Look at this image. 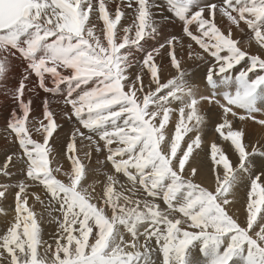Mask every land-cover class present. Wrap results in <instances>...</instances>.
Returning <instances> with one entry per match:
<instances>
[{
  "label": "snow or ice",
  "instance_id": "obj_1",
  "mask_svg": "<svg viewBox=\"0 0 264 264\" xmlns=\"http://www.w3.org/2000/svg\"><path fill=\"white\" fill-rule=\"evenodd\" d=\"M175 24L181 35L166 34ZM186 62L207 66L204 91ZM0 89L14 149L0 177H21L0 182V201L15 189L11 217L0 205V264H188L197 244L207 264H264V0H0ZM53 103L76 125L68 169ZM205 104L237 164L215 142L197 161ZM249 125L261 130L250 150Z\"/></svg>",
  "mask_w": 264,
  "mask_h": 264
},
{
  "label": "bare ground",
  "instance_id": "obj_2",
  "mask_svg": "<svg viewBox=\"0 0 264 264\" xmlns=\"http://www.w3.org/2000/svg\"><path fill=\"white\" fill-rule=\"evenodd\" d=\"M124 23H126L124 21ZM223 23L221 24V27L223 28ZM180 25L179 24H175V25H169L167 27V29H165L166 34L167 33H171L173 35L175 34H179L180 33ZM247 30V29H246ZM236 37H238L239 35L241 36V33L236 32L235 33ZM156 41L155 40H151L148 43H145L144 47L146 49H151L153 46L156 45ZM251 52L255 53L257 51V47L255 45V43L253 42L252 46L249 49ZM142 55V54H141ZM166 61V58H165ZM190 62H186L183 66L187 65ZM190 66V65H189ZM188 66V67H189ZM197 66V65H196ZM203 66V65H202ZM201 67V65H200ZM204 67V66H203ZM200 69V68H199ZM202 70H204V68H201ZM136 68H133L132 71L134 73H136ZM206 70V69H205ZM165 71L169 72L171 71L168 68H165ZM164 71V72H165ZM134 73H132L133 75H135ZM165 74V73H164ZM202 75L201 72H198L196 75L193 76L194 78V82L199 84L201 86V91H204L203 89V83L200 80V76ZM166 76V74H165ZM168 76V75H167ZM167 78V77H166ZM10 86H14V85H10ZM209 91V90H208ZM207 91V92H208ZM37 92L39 93V95H35V94H29L32 96L33 99V111H32V116L36 117V118H40L42 117V108H41V104H42V99L47 95L45 93H43L42 91H40L39 89H37ZM206 94V92L204 93ZM207 95V94H206ZM51 98V97H50ZM56 100L61 99V97H55ZM0 103H4L5 105L3 106V111L0 110V161H2L4 159V151L6 150H14L12 148L11 145H8L5 141V136H6V127H7V118H8V113L9 111L12 109L13 107V103L12 100L10 99L9 96L4 95L3 89H0ZM264 103V102H262ZM52 109L56 111L60 110L61 112V105L57 104V103H53L51 105ZM4 110H6L4 112ZM204 112H206L209 116V123L207 125V127L205 128L203 134H202V149L198 150L201 152V155L199 157H197V161H202L205 158V153L207 152L206 149L208 148V143H205V140L209 141L212 137H213V129H214V123L217 122V120L219 119L217 116V112H214L207 104L204 105ZM55 112V111H54ZM59 112V111H58ZM57 114V113H56ZM212 115L216 116V121L212 122L210 119L213 117ZM212 116V117H211ZM58 117V115H57ZM215 118V117H214ZM58 122L60 124L62 123H68L63 119H58ZM63 125V129L60 131L59 137H56L53 141V146L57 149L58 152H61V156H60V160L61 163L63 165L64 169H68L69 168V161H67L66 159H64L63 154H62V147H63V143L65 142V140L67 139V133L71 128H74L76 125L75 124H71L69 126H67L66 124H62ZM236 126V125H235ZM238 126V125H237ZM236 126V127H237ZM209 130V131H208ZM261 132V131H260ZM258 133V132H256ZM251 134V133H250ZM260 134V133H259ZM55 135V134H54ZM257 139V138H255ZM254 141V140H253ZM249 143V141H248ZM62 144V146L60 145ZM251 146V145H250ZM222 148V150H224L226 152V154L229 156V158L232 160L233 164H237L238 163V159L237 157L233 154V150L229 147L226 146L224 147V144L220 146ZM208 153V152H207ZM261 159H264V157H262ZM92 166L95 167L96 166V161L95 158H93L92 162H91ZM13 171L15 172V169H13ZM21 177L19 175H14L12 177L11 180H6L5 178L0 177V182H7V183H14L12 182V180H18ZM58 178L60 179H65V177L60 174L58 175ZM200 181L204 184V186L206 187H212L213 186V180L210 177V175H208L207 173V161H205V170L204 172L201 174V177L199 178ZM34 191H36L38 194L43 195V193L40 191V189L36 188L34 189ZM14 192L15 189H12L10 194L8 195L9 200L7 199L6 202L1 201L0 205H5V207H7L12 201H14ZM239 195H241L242 200H244L243 205L239 204ZM245 199H246V189L244 188H240L237 192V203L239 205H242V208L240 209V211H238V215H239V222L241 224H243L245 222V217H246V210H245ZM31 203V200H30ZM162 203V202H161ZM234 204V208L236 207ZM9 208H12V205L9 206ZM238 209V207H236ZM36 209L37 211L40 210V205L37 204L36 205ZM6 217L3 215H0V231H2L5 227V223H6ZM55 225H49L48 223H44L43 224V233H44V239L48 240L49 239V232L54 230ZM188 264H207V258L206 256L201 252L200 250V246L199 244H197L194 248H192L190 250V255H189V259H188ZM233 264H240L239 261H234Z\"/></svg>",
  "mask_w": 264,
  "mask_h": 264
},
{
  "label": "rangeland",
  "instance_id": "obj_3",
  "mask_svg": "<svg viewBox=\"0 0 264 264\" xmlns=\"http://www.w3.org/2000/svg\"><path fill=\"white\" fill-rule=\"evenodd\" d=\"M166 15H168L167 13H165ZM126 23H128L129 21H125ZM222 24V23H221ZM221 26V25H220ZM167 29V28H166ZM247 31V30H246ZM175 35H177V36H180L181 35V30H180V33L179 34H175ZM237 38H240V39H244V36H242V34H241V36L239 35ZM187 41H185V43H186ZM253 53V52H252ZM190 65V66H189ZM197 65V66H196ZM200 65H201V67H200ZM203 64H200L199 62H197V63H193V62H190V63H188L187 65H185L184 67L190 72V73H192V79L194 80V78H193V76L194 75H196L198 72H201L202 74L204 73V71H205V69H206V65H203ZM189 66V67H188ZM200 68V69H199ZM201 68H204V70H202ZM137 71V70H136ZM131 72L132 73H134L132 70H131ZM165 74H166V76H165V74H164V76L165 77H168L167 75H169V72H167V71H165L164 72ZM135 74V73H134ZM173 74H174V72H173ZM206 94H210V90L208 91V92H206ZM262 103V102H261ZM5 104L4 103H0V110L1 111H3V106H4ZM214 112H217V116H218V112H219V109L218 108H216V107H210ZM6 110H4V112H5ZM53 111H55L56 113H57V115H58V119L60 118V110H58V111H56V109L55 110H53ZM213 116V117H212ZM211 117V121L212 122H215L216 121V116H214V115H212ZM215 117V118H214ZM218 118H219V116H218ZM219 120V119H218ZM217 120V121H218ZM62 124H66L67 126H69V125H71V124H69V123H62ZM239 127V123L237 122L236 124H234V127ZM209 131V130H208ZM261 130L259 129V128H257V127H255L254 125H249V128H248V132H249V135H248V138H247V143H248V141H249V143H248V145H249V150L251 149V146L256 142V140H258V139H260L261 138V132H260ZM256 132H258V133H256ZM251 133V134H250ZM260 133V134H259ZM68 138V137H67ZM255 138H257V139H255ZM254 140V141H253ZM213 142H215L217 145H219V146H221V145H223L224 144V147H226V146H229L230 147V142H225V141H222L221 139H219L218 138V134L217 133H215L214 132V129H213V137L209 140V141H207V140H205V143L207 144L208 143V148L206 149V151L207 152H209L210 151V144L211 143H213ZM262 143H264V140H262L261 141ZM203 143V142H202ZM61 146H62V144H60ZM251 145V146H250ZM206 152V153H207ZM1 155V154H0ZM205 156V155H204ZM12 182H15V180H12ZM8 200H9V198H8ZM244 202V200H242V197H241V195H239V204H242L243 205V202ZM0 203H1V201H0ZM238 203L235 205L236 207H238V211H240V209L242 208V205H239ZM12 205V208H9V206H11ZM13 205H14V201H12L7 207H5V205L3 204L2 206H3V208L4 209H6L7 211H8V216L9 217H11V215L13 214ZM235 207V209H237ZM161 261H162V258H161Z\"/></svg>",
  "mask_w": 264,
  "mask_h": 264
}]
</instances>
